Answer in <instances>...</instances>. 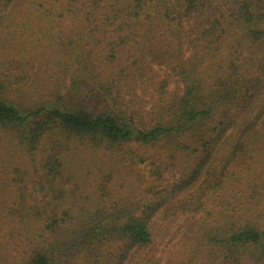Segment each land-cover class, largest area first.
<instances>
[{"label": "trees", "instance_id": "1", "mask_svg": "<svg viewBox=\"0 0 264 264\" xmlns=\"http://www.w3.org/2000/svg\"><path fill=\"white\" fill-rule=\"evenodd\" d=\"M0 150V264H264V0H0Z\"/></svg>", "mask_w": 264, "mask_h": 264}, {"label": "rangeland", "instance_id": "2", "mask_svg": "<svg viewBox=\"0 0 264 264\" xmlns=\"http://www.w3.org/2000/svg\"><path fill=\"white\" fill-rule=\"evenodd\" d=\"M1 151V150H0ZM183 245L182 241H178L175 240L172 243H170L167 247H166V251H168L165 256H169L172 253H174L177 249H179L181 246Z\"/></svg>", "mask_w": 264, "mask_h": 264}]
</instances>
